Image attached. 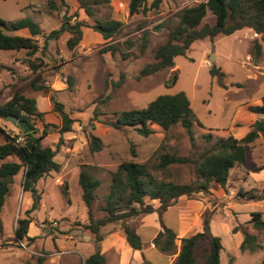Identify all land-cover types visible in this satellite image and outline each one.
<instances>
[{
	"label": "rangeland",
	"instance_id": "rangeland-1",
	"mask_svg": "<svg viewBox=\"0 0 264 264\" xmlns=\"http://www.w3.org/2000/svg\"><path fill=\"white\" fill-rule=\"evenodd\" d=\"M206 1L163 0L158 9L132 15L130 0H0V19L9 24L31 19L42 31L35 37L38 51L31 56L26 50L0 49V105L18 92L34 98L38 111L44 116L42 119L32 117L30 123L37 130L36 136L43 135L45 129L48 131L42 146L55 150V161L60 164L58 172H51L38 181L36 189L41 194V202L35 210H32L33 194L23 191L24 171L13 178L0 211L3 227L0 264H84L95 251V241L86 229L89 220L79 185L81 170L89 171L101 181L93 212L94 218H102L106 214L102 207L109 193L112 173L122 163L147 164L160 180L189 183L194 178L193 166L172 165L160 171L155 167L161 155L193 157L226 135L223 129L232 133L239 121L249 115L247 104L264 95V42L251 29L196 41L186 55L175 58L174 67L139 78L142 69L155 62L157 47L166 42L169 32L179 24L181 11ZM85 6L92 16L86 13ZM101 19L120 21L121 32L111 40H104L93 29ZM78 22L84 24L83 36L74 49L67 45L72 37L67 31L58 39L49 40L44 48L45 37L51 32L64 23L74 25ZM204 23H215L211 12ZM4 33L30 36L27 30H4ZM256 40L263 47L258 65L253 62ZM31 63L37 67V72L33 71ZM212 67L221 69L224 78L213 77ZM69 78L73 80L72 85ZM33 84L42 85L48 92L35 90ZM180 92L189 98L195 117L201 123L193 126L194 147L180 125L165 132L160 126L150 124L152 134L148 137L140 135L134 127L117 129L113 126L122 112L146 108L158 96ZM53 98L73 120L71 131L60 132L62 118L54 108ZM0 125L12 135L22 132L4 119H0ZM210 133L213 141L207 144L204 135ZM90 135L101 139V151H90ZM3 142L0 136V144ZM252 150L248 166L257 172L235 166L230 171L227 190L214 185L211 195L199 193L180 197L162 216L165 225L181 238V234L189 237L201 231L205 214H210L211 232L220 237L225 246L221 264H261L264 260V230L254 229L249 224L254 212H261L264 219V135L252 145ZM6 161L19 159L9 157ZM219 191L226 197L217 198ZM251 197L256 199L246 200ZM145 202L155 208L160 205L159 201L149 198H145ZM180 215L183 229L179 232ZM24 219L30 220L28 234L22 241H16L18 221ZM129 223L142 235V250L147 251L155 236L151 228L156 224L161 226L159 215L136 216ZM237 226L256 235L263 249L255 253L242 252L243 235L233 233ZM102 233L105 237L112 233L125 237L120 223L107 225ZM177 244L179 248L180 241ZM204 247L205 243H198L197 264H203ZM156 253L148 252V256L154 264H161V256ZM159 253L167 264H174L176 254ZM122 254V247L120 252H110L105 264H120Z\"/></svg>",
	"mask_w": 264,
	"mask_h": 264
},
{
	"label": "trees",
	"instance_id": "trees-1",
	"mask_svg": "<svg viewBox=\"0 0 264 264\" xmlns=\"http://www.w3.org/2000/svg\"><path fill=\"white\" fill-rule=\"evenodd\" d=\"M163 0H130L129 11L132 15L146 13L151 9H158ZM85 11L92 16L90 9L85 6ZM208 12L215 17L214 24L204 23ZM179 24L169 32L165 43L155 50V62L147 64L141 71L139 78L157 73L163 69L172 68L175 65V58L186 55L193 43L199 40H213L219 35L229 36L243 29H251L255 34L261 36L264 42V0H207L194 6L185 8L179 14ZM83 23L70 25L64 23L60 29L51 32L45 37V46L51 39H58L65 31L72 34L67 41L69 48L74 49L82 39ZM93 29L99 33L104 40H111L118 35L122 29V23L114 19L97 20ZM4 30L21 31L27 30L30 36L8 35ZM42 34L38 23L31 19H24L17 23H8L0 19V49L1 50H26L29 56L38 51L35 37ZM262 45L255 41L254 53L256 59L254 65H258V60L262 56ZM111 51L114 49H105ZM33 71L37 72V67L30 64ZM210 74L219 79L225 74L221 69L212 67ZM70 85L73 84L72 78ZM175 77L174 82H176ZM226 88L225 85L222 84ZM37 91L48 89L42 85L33 84ZM54 100V98H53ZM54 108L62 118L61 133L69 132L72 129L73 120L63 110L60 103L55 102ZM247 110L253 114L261 116L253 125L251 131L243 138L237 139L227 129H223L224 136H220L216 141L201 153L193 157L176 156L169 153L162 154L159 164L155 167L158 170H165L172 165L193 166L194 178L185 184L172 181L160 180L147 164L135 162H124L112 173V182L109 193L104 198L102 211L106 214L102 218H94L93 205L97 198V190L101 181L96 179L89 171L81 170L79 175V185L84 203L88 209L89 223L86 229L94 236L95 251L85 260L84 264H105L106 257L100 251V243L105 235L102 228L109 224L120 223L128 245L141 251L143 242L141 236L134 229L129 220L140 215L157 213L159 215L162 230L158 233L153 243L160 252L165 254H177L180 241V251L174 264H197L199 242L205 243L202 251L203 264H221V252L225 249L220 237L211 232V216L206 213L203 218L202 230L189 236L178 238L177 232L165 225L162 216L167 210L174 206L178 199L183 196L191 197L202 193L211 195L214 185L222 190H227L229 184L230 171L235 166L247 167L250 172H257L255 168H249L252 161V145L264 135V95L257 101L247 104ZM6 116L17 117L26 121L34 130L32 133L23 132L12 135L0 125V136L4 142L0 144V211L6 202L7 194L10 192L13 178L22 170L24 180L23 191L31 192L34 197L32 210L40 206L41 194L36 189L39 180L51 172H58L60 164L55 161L56 151L51 147H43L42 140L48 134L45 129L44 134L36 136L37 130L30 123V118L42 119L44 113L38 111L34 98H28L21 93H16L11 100L0 105V119ZM194 123H201L195 117L191 108L189 98L185 93L180 92L175 95H161L152 101L146 108L135 109L122 112L113 126L117 129L122 127H134L137 132L148 137L152 134L150 124L160 126L165 132L180 125L189 135L192 146L195 145L193 133ZM212 131L214 129H211ZM89 149L92 153L102 150L103 143L100 138L90 135ZM207 144L213 141V135H204ZM33 144L31 151L27 144ZM9 157H17L19 161H6ZM145 198L159 201L160 205L155 208L152 204H147ZM263 198V197H262ZM255 197L247 198L253 200ZM254 229L264 230V219L261 212L252 213L249 221ZM30 220H19L16 227V241H22L28 234ZM0 232H3L0 222ZM241 232L243 241L240 245L242 252L255 253L263 249L256 235L249 233L244 227L233 228V233ZM142 264H149L145 261ZM264 264V260L261 262Z\"/></svg>",
	"mask_w": 264,
	"mask_h": 264
},
{
	"label": "crops",
	"instance_id": "crops-1",
	"mask_svg": "<svg viewBox=\"0 0 264 264\" xmlns=\"http://www.w3.org/2000/svg\"><path fill=\"white\" fill-rule=\"evenodd\" d=\"M260 118H261L260 115L253 114V113L249 112V115H247L245 118H243L241 121H239L238 126L232 131L234 137L237 139H243L251 131L252 125ZM262 137H263V135L259 139H262ZM224 196L226 197L225 193L222 191H219L216 193V197L219 199L225 198ZM177 223L179 225L178 229L180 232L183 229L182 215L179 216V220ZM161 230H162V228L159 224H156L155 227L151 228L150 231L155 233V236L153 237V239H155L157 237L158 233ZM137 232L142 238V235L139 233V231H137ZM179 237L183 238V237H187V236L181 234V235H179ZM142 241H143V239H142ZM125 243H127L125 237L119 236L118 233L109 234L104 238V240L101 242L100 247H101V253L106 257L107 262H108V254L110 252H113V251L120 252V248L122 247L123 248V254L121 255V258H120V264H127V263L129 264L131 262L134 264H139V263H144L145 261L154 264L153 261L151 260V258H149L148 252H154V253L158 252L156 254H158V255L160 254L159 256H161L160 257L161 264H167L165 262V259L163 258V255H161V253H159V251L157 250V248L155 247L153 242H152V246L149 247V249H147V251H145L144 249L142 251H136V250L132 249L129 245L125 246ZM179 251H180V247L177 250V254H176L177 256H178Z\"/></svg>",
	"mask_w": 264,
	"mask_h": 264
},
{
	"label": "water",
	"instance_id": "water-1",
	"mask_svg": "<svg viewBox=\"0 0 264 264\" xmlns=\"http://www.w3.org/2000/svg\"><path fill=\"white\" fill-rule=\"evenodd\" d=\"M5 122H9L12 125L18 127L23 134H29L33 132V128L31 126H29V124L26 121L23 120H19L17 117H13V116H6L4 118ZM28 148L33 151V144L32 143H28L27 144Z\"/></svg>",
	"mask_w": 264,
	"mask_h": 264
}]
</instances>
